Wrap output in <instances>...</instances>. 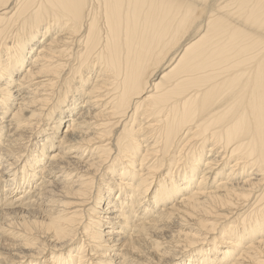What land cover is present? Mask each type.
Returning a JSON list of instances; mask_svg holds the SVG:
<instances>
[{
    "label": "bare ground",
    "instance_id": "6f19581e",
    "mask_svg": "<svg viewBox=\"0 0 264 264\" xmlns=\"http://www.w3.org/2000/svg\"><path fill=\"white\" fill-rule=\"evenodd\" d=\"M0 222V264H264V0H0Z\"/></svg>",
    "mask_w": 264,
    "mask_h": 264
},
{
    "label": "rangeland",
    "instance_id": "374dc122",
    "mask_svg": "<svg viewBox=\"0 0 264 264\" xmlns=\"http://www.w3.org/2000/svg\"><path fill=\"white\" fill-rule=\"evenodd\" d=\"M63 129H65V127ZM101 226L104 231L115 230V228L117 227L116 224H110V223L101 224Z\"/></svg>",
    "mask_w": 264,
    "mask_h": 264
}]
</instances>
